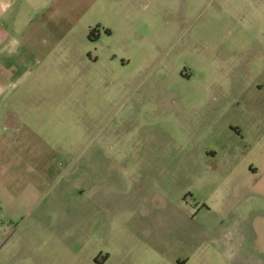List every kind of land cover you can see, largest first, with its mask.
<instances>
[{
	"label": "rangeland",
	"instance_id": "obj_1",
	"mask_svg": "<svg viewBox=\"0 0 264 264\" xmlns=\"http://www.w3.org/2000/svg\"><path fill=\"white\" fill-rule=\"evenodd\" d=\"M113 17L26 66L43 86L22 110L58 182L0 264H264V0H138Z\"/></svg>",
	"mask_w": 264,
	"mask_h": 264
},
{
	"label": "crops",
	"instance_id": "obj_2",
	"mask_svg": "<svg viewBox=\"0 0 264 264\" xmlns=\"http://www.w3.org/2000/svg\"><path fill=\"white\" fill-rule=\"evenodd\" d=\"M137 2L0 0V249L6 234L17 229L29 215L38 213L45 186L58 182L44 173V169H53V164L43 163V148L34 141L38 138L35 130L38 120L33 124L29 119H37V115L32 113L29 117L22 110L28 103L37 102L31 100L30 87L33 85L38 90L43 86L42 77L31 85L24 84V76L30 71L26 66L30 59L40 63L65 50L71 55L74 44L88 39L91 28L106 29L105 15L120 21L129 19ZM111 32L105 34L110 36ZM236 224L240 225H235L236 229L263 227V213L255 217L248 215L244 222ZM229 251V259L234 258L233 250L229 248ZM246 262L251 260L234 259V264Z\"/></svg>",
	"mask_w": 264,
	"mask_h": 264
},
{
	"label": "trees",
	"instance_id": "obj_3",
	"mask_svg": "<svg viewBox=\"0 0 264 264\" xmlns=\"http://www.w3.org/2000/svg\"><path fill=\"white\" fill-rule=\"evenodd\" d=\"M93 31H95V30L92 29V30L90 31V33H89V39H90V36H93ZM105 32H107V31H105Z\"/></svg>",
	"mask_w": 264,
	"mask_h": 264
}]
</instances>
